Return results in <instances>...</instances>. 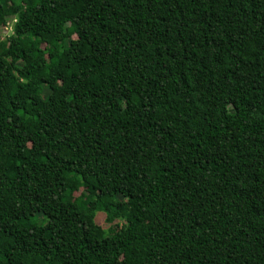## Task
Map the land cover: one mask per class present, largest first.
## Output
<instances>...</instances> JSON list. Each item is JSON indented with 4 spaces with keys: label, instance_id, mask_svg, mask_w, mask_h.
Returning <instances> with one entry per match:
<instances>
[{
    "label": "trees",
    "instance_id": "1",
    "mask_svg": "<svg viewBox=\"0 0 264 264\" xmlns=\"http://www.w3.org/2000/svg\"><path fill=\"white\" fill-rule=\"evenodd\" d=\"M0 264H264V0H0Z\"/></svg>",
    "mask_w": 264,
    "mask_h": 264
},
{
    "label": "rangeland",
    "instance_id": "2",
    "mask_svg": "<svg viewBox=\"0 0 264 264\" xmlns=\"http://www.w3.org/2000/svg\"><path fill=\"white\" fill-rule=\"evenodd\" d=\"M58 86H61L60 83H57ZM99 214V213H98ZM96 221L99 225H102L103 227L107 228L108 225L105 222V216L103 214H99L96 218Z\"/></svg>",
    "mask_w": 264,
    "mask_h": 264
},
{
    "label": "built area",
    "instance_id": "3",
    "mask_svg": "<svg viewBox=\"0 0 264 264\" xmlns=\"http://www.w3.org/2000/svg\"><path fill=\"white\" fill-rule=\"evenodd\" d=\"M11 28H12L11 26H10V27H7V29H8L9 31L11 30Z\"/></svg>",
    "mask_w": 264,
    "mask_h": 264
}]
</instances>
